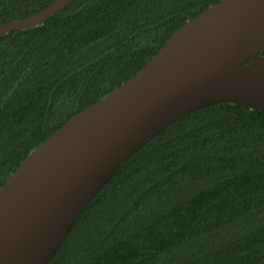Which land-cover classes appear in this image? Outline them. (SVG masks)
Wrapping results in <instances>:
<instances>
[{"label": "trees", "instance_id": "trees-1", "mask_svg": "<svg viewBox=\"0 0 264 264\" xmlns=\"http://www.w3.org/2000/svg\"><path fill=\"white\" fill-rule=\"evenodd\" d=\"M54 1L0 0V25ZM221 1L75 0L0 34V187ZM47 264H264V110L216 103L166 127L113 172Z\"/></svg>", "mask_w": 264, "mask_h": 264}, {"label": "water", "instance_id": "water-1", "mask_svg": "<svg viewBox=\"0 0 264 264\" xmlns=\"http://www.w3.org/2000/svg\"><path fill=\"white\" fill-rule=\"evenodd\" d=\"M75 0L0 25L32 29ZM264 0L188 20L136 74L69 119L0 187V264H47L113 172L182 116L216 103L264 110Z\"/></svg>", "mask_w": 264, "mask_h": 264}]
</instances>
